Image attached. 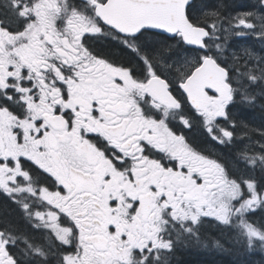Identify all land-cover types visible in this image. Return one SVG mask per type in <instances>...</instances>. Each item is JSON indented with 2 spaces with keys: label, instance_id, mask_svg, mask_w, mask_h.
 <instances>
[{
  "label": "snow or ice",
  "instance_id": "6c2138e0",
  "mask_svg": "<svg viewBox=\"0 0 264 264\" xmlns=\"http://www.w3.org/2000/svg\"><path fill=\"white\" fill-rule=\"evenodd\" d=\"M191 7L0 0V195L20 221L0 219V264H167L209 221L264 250V131L235 169L183 131L234 144L232 108L264 98V56L226 46L233 27L264 43V0L230 27Z\"/></svg>",
  "mask_w": 264,
  "mask_h": 264
},
{
  "label": "trees",
  "instance_id": "16d2710c",
  "mask_svg": "<svg viewBox=\"0 0 264 264\" xmlns=\"http://www.w3.org/2000/svg\"><path fill=\"white\" fill-rule=\"evenodd\" d=\"M198 4L202 6L204 0H201ZM218 4L221 7L213 10H217L221 16L227 8H224L226 4L223 1ZM193 7L194 5L189 10L190 15L193 17H199L203 11L207 10L195 13ZM95 47L104 51H107L108 48L103 41L97 43ZM257 90L259 91V89ZM256 96L253 105L244 102L245 105L233 111L232 117L235 120L236 127L235 129L230 127L229 130L237 134L234 144L218 145L207 142L205 139L206 133L199 128L196 130L198 149L214 154L218 160L226 165L232 168L235 167L233 161L236 153L248 143L249 139L243 133L247 132L248 129L259 130L249 133L252 141H256V137L259 138L258 140L261 138L260 131H264V98L259 96V93H256ZM245 124L248 126L247 129L243 127ZM0 219H7L14 224L20 223L19 217L8 207L6 198L2 195H0ZM248 219L256 226L264 225V211L257 209L254 213L248 215ZM197 235L199 242L195 237L184 239L176 245L172 253H167V264H264V250L259 247L249 250L245 245L238 242L234 230L227 229L218 222L209 221L205 223Z\"/></svg>",
  "mask_w": 264,
  "mask_h": 264
},
{
  "label": "flooded vegetation",
  "instance_id": "af4514ba",
  "mask_svg": "<svg viewBox=\"0 0 264 264\" xmlns=\"http://www.w3.org/2000/svg\"><path fill=\"white\" fill-rule=\"evenodd\" d=\"M220 1H223V3L226 4V7H224V8H227L222 13L223 14H227V13H231L232 14V16L230 17V20L232 21L233 25L236 23L235 17H237L241 13H245V12H249V11H253V12L259 13V8L256 7L258 5V3H259V0H204V4L202 6H200L198 4L199 2H201V0H198L196 4H197L198 8H202V7H205V5H207L209 10H213L214 8L216 9V8L221 7V5L218 4V3H220ZM209 7L212 8V9H210ZM249 19L251 20V18H249ZM234 29H236V28H234ZM97 43H102V41H99ZM243 105H245V103L238 99L236 106L232 108V114H233V111L235 109H238V108H240ZM171 126L174 127V128H177V129L183 128V125L180 123L178 118L176 120L172 121ZM229 129H231V128L229 127ZM196 130H198L197 126L191 132H189V130L186 129V128L183 129L184 133L187 135V139H189V137L190 138H195L197 136L196 135ZM258 139L259 138L256 137V141ZM189 142L194 147L197 148L196 143H193L191 141H189ZM211 143H213V142H211Z\"/></svg>",
  "mask_w": 264,
  "mask_h": 264
},
{
  "label": "rangeland",
  "instance_id": "374dc122",
  "mask_svg": "<svg viewBox=\"0 0 264 264\" xmlns=\"http://www.w3.org/2000/svg\"><path fill=\"white\" fill-rule=\"evenodd\" d=\"M238 31H240V29H238ZM243 31H244L245 33H247L246 35H251V34H250V30L248 31L247 29H243ZM233 32H234V30H233ZM250 48L252 49V46H251ZM243 53H244V51H243V52H240V53H239L240 56H242ZM192 55H194V54L189 55V57H191ZM259 56H261V55H259Z\"/></svg>",
  "mask_w": 264,
  "mask_h": 264
},
{
  "label": "water",
  "instance_id": "95a60500",
  "mask_svg": "<svg viewBox=\"0 0 264 264\" xmlns=\"http://www.w3.org/2000/svg\"><path fill=\"white\" fill-rule=\"evenodd\" d=\"M193 3V0H191V4Z\"/></svg>",
  "mask_w": 264,
  "mask_h": 264
}]
</instances>
